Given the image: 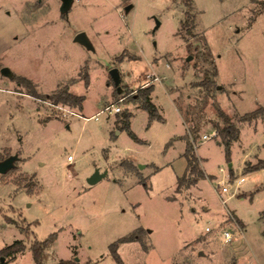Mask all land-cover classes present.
<instances>
[{"label": "rangeland", "instance_id": "rangeland-1", "mask_svg": "<svg viewBox=\"0 0 264 264\" xmlns=\"http://www.w3.org/2000/svg\"><path fill=\"white\" fill-rule=\"evenodd\" d=\"M80 33L95 51L75 42ZM205 41L218 76L200 114L196 84L210 67L188 46ZM3 68L33 81L40 94L69 87L85 97L83 110L36 100ZM147 87L163 122L150 123L129 102ZM215 104L240 129L230 160ZM113 105L133 115L140 143L105 111ZM261 107L264 0H74L68 14L60 0H0V160L18 157L14 171L0 174V264H35L32 243L52 234L47 264H118L112 246L140 229L147 231L142 243L118 248L124 264H264V170L247 171L264 161V117L240 122ZM194 124L206 177L177 193ZM96 171L106 176L91 186ZM22 229L26 251L5 258L3 249L28 240Z\"/></svg>", "mask_w": 264, "mask_h": 264}, {"label": "trees", "instance_id": "trees-1", "mask_svg": "<svg viewBox=\"0 0 264 264\" xmlns=\"http://www.w3.org/2000/svg\"><path fill=\"white\" fill-rule=\"evenodd\" d=\"M187 4L190 9L193 8V4L191 3V1H188ZM188 16H190V18L192 19V22L196 20V18L192 16L191 14H188ZM192 27L193 26L186 27V29L188 30L189 36L193 35ZM188 48L190 51H195L198 59H200L204 64L210 67L206 69L205 71V78L200 83L196 84V86L200 88V91L203 94V101L200 103L201 104L200 108H198V110L201 112L200 114H202L203 110L208 106L209 99L214 96V92H216L217 90L216 79L218 76V68L216 67L212 59V51L206 41H205L203 48L198 47V46L193 48L192 45L188 46ZM83 70L85 73H81L83 74L82 79L85 80V83L88 86L89 79H90L89 73L86 67H84ZM12 80L16 81L20 87L25 88L27 90V94L35 98L38 101H45V102L50 101V102H53L55 105L63 104V105L75 107L80 111L83 110L85 97L77 96L73 94L70 91V88L67 86L60 88L59 90H57L56 92L50 95H44V94L39 93V91L37 90V86L34 84L33 81L25 77L14 75L12 77ZM153 92H154L153 87L143 88L140 90L139 96H137L136 98H131L129 102H133L137 104L139 108L147 111L149 114L150 123L154 121L163 122L164 118L161 115L160 110L154 104L152 100L151 95ZM215 107L218 111V115L220 119L224 122V125H225L222 128L219 123H216L215 128L218 130L219 135L222 138L221 141L226 149L227 158L230 160L231 147L234 142H237L240 139V129L232 121V118L229 115H227L220 108L218 104H215ZM190 113L192 114V112ZM117 115H119V118L117 120V125L119 127V130H124L128 132L129 136L133 140L140 143L141 142L140 139L131 130V119L133 115L130 112H126V113L121 112L120 114H117ZM262 117H264V107H261L257 109L256 111L241 117L240 122L251 123L254 120L260 119ZM199 132H200L199 124H194L193 127L189 128V132L187 136H185L184 138L187 141V148L184 154V157L187 161V170L184 176L179 178L178 180V186L176 190L177 193H181L184 189L191 188L192 186L198 184L200 180L206 177L202 169V166H201V160L197 156L196 147H195V142L198 138ZM170 145L171 144H169V146ZM7 159L1 158L0 161L3 162V161H6ZM125 164H128V163L124 162L123 165ZM129 165L130 167H133L132 164L129 163ZM15 169H16V165L10 172L14 171ZM261 170H264V161H260L256 166L248 168L247 171L256 172V171H261ZM141 183L147 187L146 181L144 179H141ZM28 193L33 194L32 190H29ZM5 218H6V221H8V223L16 224V222L13 221L11 218H8V217H5ZM22 230L26 234L28 240L27 241L26 240L16 241L14 244L3 249L1 253L5 258L14 260L18 255L23 254L26 251L27 243L30 239L28 237L29 232L27 229H22ZM145 233H147V231L144 229L137 230L133 232L131 235L119 240L112 246L113 258L117 261L118 264H124L120 256L118 255L119 246L125 243H133V242L142 243V235ZM56 238H57V234H52L48 239L44 241L35 240L32 243V254H33L35 264H47V260L49 257L48 250L54 244V242L56 241ZM145 249L148 250L147 248ZM59 264H77V263L60 260Z\"/></svg>", "mask_w": 264, "mask_h": 264}, {"label": "water", "instance_id": "water-1", "mask_svg": "<svg viewBox=\"0 0 264 264\" xmlns=\"http://www.w3.org/2000/svg\"><path fill=\"white\" fill-rule=\"evenodd\" d=\"M60 1L62 2V12L64 14H68L70 8L72 7L74 0H60ZM131 9H132L131 7H128V8H126L125 11L129 12ZM159 26H160V23L157 22L156 29L159 28ZM75 42L77 44L85 46L86 48H88L92 51H95L91 41L89 40V38L87 37V35L85 33L78 34L76 39H75ZM191 59L192 58H190V60ZM2 75H4L5 77H8V78H12V72L8 68L2 69ZM111 75H112L113 79L115 80L116 84L121 83L120 74H119L118 70H112ZM17 161H18L17 156H11L9 159H7L6 161H3V162L0 161V174H2V175L8 174L15 167V163ZM105 176H106V173L100 174L99 171H96L95 174L88 179V183L91 186L95 185ZM4 261H5V259L2 258L1 264H4Z\"/></svg>", "mask_w": 264, "mask_h": 264}, {"label": "built area", "instance_id": "built-area-1", "mask_svg": "<svg viewBox=\"0 0 264 264\" xmlns=\"http://www.w3.org/2000/svg\"><path fill=\"white\" fill-rule=\"evenodd\" d=\"M105 111L109 114V115H117V114H120L121 112H122V108L120 107V106H110V107H107L106 109H105ZM104 113V111H102L100 114H103ZM75 113H73V115H74ZM99 114V115H100ZM218 135V132L217 133H214L213 134V136H208V135H205L203 138H204V140H210L211 138H213V137H216ZM73 156H69L68 157V161L69 162H72L73 161ZM244 178H241L238 182H237V186H239L241 183H243L244 182ZM222 193H225V194H227V193H229V189H228V187H224L223 189H222ZM224 238H225V242H227V243H231L232 242V240H233V235L231 234V233H229V232H225L224 233Z\"/></svg>", "mask_w": 264, "mask_h": 264}]
</instances>
